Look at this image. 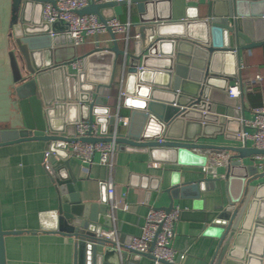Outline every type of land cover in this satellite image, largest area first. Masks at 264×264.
Returning <instances> with one entry per match:
<instances>
[{
    "label": "water",
    "instance_id": "water-1",
    "mask_svg": "<svg viewBox=\"0 0 264 264\" xmlns=\"http://www.w3.org/2000/svg\"><path fill=\"white\" fill-rule=\"evenodd\" d=\"M44 3L6 0L0 29L18 111L0 128V148L40 142L51 154L47 174L56 208L39 214L38 231L64 238L73 264H134L151 256L154 243L140 255L100 236L112 227L106 186L100 188L99 202L81 199L66 145L76 141V124L95 123L104 136L80 142H111L110 126L118 150L147 154L151 164L201 169L200 178L191 182H181L180 170L171 171L164 191L170 204L160 209L169 212L176 200L192 201L180 218L201 224L202 236L216 242L209 264H264V182L252 184L264 173L256 175L255 166L242 163L264 150L198 143L219 136L242 143L243 97L230 98L228 82H241L240 53L264 46V0H91L76 13L102 23L115 18L117 7L135 9L138 39L120 47L108 31L111 46L99 47L96 37L95 48L79 57L69 35L66 45L56 40L54 33L65 26L42 21ZM77 58L82 69L73 73ZM117 71L123 93L117 109L128 114L124 125L110 114ZM157 182L142 189L158 192ZM221 182L225 206L206 210L207 199L200 194L214 192ZM1 216L0 209V264H6L4 238L30 231H5Z\"/></svg>",
    "mask_w": 264,
    "mask_h": 264
},
{
    "label": "crops",
    "instance_id": "crops-1",
    "mask_svg": "<svg viewBox=\"0 0 264 264\" xmlns=\"http://www.w3.org/2000/svg\"><path fill=\"white\" fill-rule=\"evenodd\" d=\"M5 2L6 0H0V29L3 28V21L7 14L8 6ZM114 14L115 19L120 23H130V36L138 35L136 33L137 13L135 9L130 11L128 7H117ZM54 34L60 44L69 43L66 30H59ZM116 37L120 47H122L125 36L117 35ZM97 43L99 47L112 45L108 34L99 36ZM97 43L94 38L86 39L83 45L76 48L77 56H82L93 50ZM5 46L3 33L0 32V128L7 126V119H11L14 117V113L18 112L14 109L16 99L8 82L10 70ZM238 69L241 74V82L246 80L253 82L250 90L247 91L248 99L245 98L246 93L243 96L244 118L250 120L252 119V108H264V46L241 52ZM70 71L75 72L72 69ZM117 75L118 101L121 88L119 71ZM255 76H261L262 80L255 82ZM239 82L238 78L229 80L228 88ZM110 114L114 118L119 117L118 123L125 121L128 115L125 110L117 109V105L111 106ZM16 119H18L17 116L14 120L16 121ZM98 128L99 137H103L100 126ZM235 128L236 125L230 126V130H235ZM106 131L107 137L114 132L110 126H107ZM228 135L232 134L228 133ZM198 143L222 146L242 145V143L224 140L222 136H219L215 141L209 138H200ZM246 145L253 148V143L250 141ZM44 152V144L40 142L20 143L0 148L2 227L5 231H30L4 238L6 264H73L72 249L65 243L64 238L57 234L38 231L39 214L54 210L57 200L53 182L44 169ZM97 160L98 156L95 155L93 159L95 164L88 166V171L85 172L82 171L78 161L69 157L72 173L81 185L80 196L83 202H99L100 188L106 186L110 180L114 184L113 199L117 209L113 212L115 220L111 222L112 226L114 225L116 228L118 243L123 245L127 244L130 238L140 235L149 208H162L170 204L164 191L168 188L171 171H181V182H191L200 178L196 173L201 171V169L151 164L147 154L128 150L116 151L111 170L98 165ZM242 163L246 166H255L256 175L263 174L258 165L254 164L252 158L245 159ZM222 171H224L223 168H219L218 174H223ZM157 179L159 180L157 182L158 192L142 189L145 185L152 186ZM260 182H264V177L258 178L252 184ZM224 188L223 182H221L214 192L200 194L201 199H207L206 210L225 206L227 199ZM174 203L173 208L178 207L181 212L183 210L189 211L192 205L191 200H176ZM123 204H128L129 210L124 211L122 209ZM173 238L171 246L175 251V259L181 256L179 264H209L216 248V242L211 238L202 236L201 224L180 218L175 225ZM151 256L141 257L134 264H154Z\"/></svg>",
    "mask_w": 264,
    "mask_h": 264
},
{
    "label": "built area",
    "instance_id": "built-area-1",
    "mask_svg": "<svg viewBox=\"0 0 264 264\" xmlns=\"http://www.w3.org/2000/svg\"><path fill=\"white\" fill-rule=\"evenodd\" d=\"M41 17L42 21L49 24H60L66 27V32L69 35L72 45L77 48L83 45L88 38H98L101 35L107 34L110 31L115 36L124 35L125 40L129 38L138 39V35L130 36V23L122 24L117 19L112 18L105 23L99 21L94 15L80 16L76 12L86 8L91 0H44ZM129 1V0H118ZM53 34L51 33V36ZM71 69L78 72L82 69V60L76 59L71 65ZM261 76H255L254 81L260 82ZM252 80L239 82L230 86L227 90L230 98L243 97L244 94L250 90ZM123 96L119 92V97ZM252 119H241L242 130L238 134L241 138L242 144L246 145L248 141L253 143V148L257 150H264V108L256 107L251 109ZM125 124V121L122 122ZM99 128L95 123L79 122L75 125L73 138L75 142L67 144L69 157L78 161L81 164L82 171L87 172L88 166H93L95 155L98 156L97 164L105 166L108 170L112 168V160L116 153L117 145L113 142L115 132L110 136L111 142H97V143H83L79 140L85 137L99 138ZM161 143L162 140H157ZM254 164L264 173V155L253 156ZM43 165L46 172L49 171L51 165V154L47 151L43 155ZM156 166V165H155ZM114 184L110 180L106 184V195L108 202V217L114 221L113 212L117 209L114 203ZM124 211L129 210L128 204H123ZM181 210L178 207L172 208L169 212H165L160 208H149L144 218V223L141 227L139 236L130 238L129 242L125 244V249L136 253H148L150 246L154 243L151 255L154 264H174L175 251L171 246L172 239L175 235V225L179 222ZM102 238L117 241V231L113 225L110 229L100 233Z\"/></svg>",
    "mask_w": 264,
    "mask_h": 264
},
{
    "label": "trees",
    "instance_id": "trees-1",
    "mask_svg": "<svg viewBox=\"0 0 264 264\" xmlns=\"http://www.w3.org/2000/svg\"><path fill=\"white\" fill-rule=\"evenodd\" d=\"M118 78V75H116L115 79H114V83L112 84V89H111V97L109 99L110 102V106L115 107L116 106V101H117V90H116V80ZM245 98L248 99V94L246 92L245 94Z\"/></svg>",
    "mask_w": 264,
    "mask_h": 264
},
{
    "label": "rangeland",
    "instance_id": "rangeland-1",
    "mask_svg": "<svg viewBox=\"0 0 264 264\" xmlns=\"http://www.w3.org/2000/svg\"><path fill=\"white\" fill-rule=\"evenodd\" d=\"M118 72V71H117Z\"/></svg>",
    "mask_w": 264,
    "mask_h": 264
}]
</instances>
